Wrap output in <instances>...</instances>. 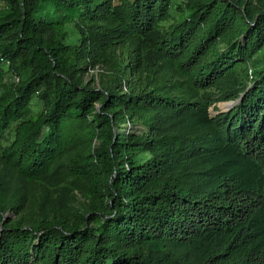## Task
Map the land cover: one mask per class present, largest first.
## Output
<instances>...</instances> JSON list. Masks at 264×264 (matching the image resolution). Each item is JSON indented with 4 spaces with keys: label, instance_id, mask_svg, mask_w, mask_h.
I'll return each mask as SVG.
<instances>
[{
    "label": "trees",
    "instance_id": "trees-1",
    "mask_svg": "<svg viewBox=\"0 0 264 264\" xmlns=\"http://www.w3.org/2000/svg\"><path fill=\"white\" fill-rule=\"evenodd\" d=\"M1 1L0 264H264V0Z\"/></svg>",
    "mask_w": 264,
    "mask_h": 264
},
{
    "label": "rangeland",
    "instance_id": "rangeland-1",
    "mask_svg": "<svg viewBox=\"0 0 264 264\" xmlns=\"http://www.w3.org/2000/svg\"><path fill=\"white\" fill-rule=\"evenodd\" d=\"M7 5L5 2L0 0V13L3 12L6 9ZM67 31L69 33L68 38L70 39V41H74L76 40L79 36L77 34V32L75 31V29L73 28V26L69 25L67 27ZM9 64H6L4 67V81L5 82H16V81H20V77L18 75H15L10 69H9ZM101 69H95V70H90V72L87 75V80H91L93 78V76H97L98 77V73ZM237 105L236 101H218L212 108H211V112L213 115H217L221 112H227L232 110L233 108H235ZM36 110L39 108V106L35 107ZM8 142L6 141V144ZM86 199L79 195L77 196V198L75 199V204L80 208L82 207L84 204H86Z\"/></svg>",
    "mask_w": 264,
    "mask_h": 264
},
{
    "label": "water",
    "instance_id": "water-1",
    "mask_svg": "<svg viewBox=\"0 0 264 264\" xmlns=\"http://www.w3.org/2000/svg\"><path fill=\"white\" fill-rule=\"evenodd\" d=\"M241 101V98L240 99H238L237 101H236V103H238V102H240Z\"/></svg>",
    "mask_w": 264,
    "mask_h": 264
}]
</instances>
